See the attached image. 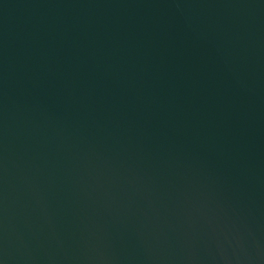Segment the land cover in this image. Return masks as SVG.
I'll return each mask as SVG.
<instances>
[{
    "label": "water",
    "instance_id": "obj_1",
    "mask_svg": "<svg viewBox=\"0 0 264 264\" xmlns=\"http://www.w3.org/2000/svg\"><path fill=\"white\" fill-rule=\"evenodd\" d=\"M0 264H264V0H0Z\"/></svg>",
    "mask_w": 264,
    "mask_h": 264
}]
</instances>
